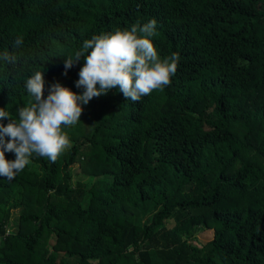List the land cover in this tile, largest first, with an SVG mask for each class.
<instances>
[{
  "label": "trees",
  "instance_id": "trees-1",
  "mask_svg": "<svg viewBox=\"0 0 264 264\" xmlns=\"http://www.w3.org/2000/svg\"><path fill=\"white\" fill-rule=\"evenodd\" d=\"M153 19L158 55H179L170 85L92 98L56 162L0 176V264H264V0H0V52L16 57L0 61V108L16 117L35 71L45 97L82 92L84 59L65 75L66 56ZM74 163L96 177L86 189Z\"/></svg>",
  "mask_w": 264,
  "mask_h": 264
},
{
  "label": "clouds",
  "instance_id": "clouds-1",
  "mask_svg": "<svg viewBox=\"0 0 264 264\" xmlns=\"http://www.w3.org/2000/svg\"><path fill=\"white\" fill-rule=\"evenodd\" d=\"M155 27L153 19L143 25L133 24L130 29H116L85 39L81 48L64 60L66 75L67 69L81 57L84 59L75 81L77 88H83L80 93L57 82L49 85L45 97L43 71L33 72L24 81L32 100L17 107L15 118L0 108V120L8 119L7 124H0V176L12 180L30 163L33 154L56 162L71 147L61 126L77 124L81 105L92 98L117 89L126 100L137 102L154 90L170 85L179 55L172 53L164 58L158 55L150 39L156 34ZM22 43L21 37L14 41L17 47ZM0 61L14 64L16 57L4 51L0 52ZM6 151L14 153L15 159H6Z\"/></svg>",
  "mask_w": 264,
  "mask_h": 264
},
{
  "label": "rangeland",
  "instance_id": "rangeland-1",
  "mask_svg": "<svg viewBox=\"0 0 264 264\" xmlns=\"http://www.w3.org/2000/svg\"><path fill=\"white\" fill-rule=\"evenodd\" d=\"M70 172L72 174V182L75 180H79L81 182L85 183V189L89 187V185L92 183L93 180L96 179V177L91 176L89 173L87 174L82 170V168L78 165V163H74L70 166ZM158 207L155 206L151 201L143 202L141 203L136 209L134 213V220L138 224H144L149 221L150 216L154 210H156ZM170 224V222H167ZM12 228H8V230H11ZM211 230H204L197 232V238L205 242L206 240L210 239L211 237ZM1 242V241H0Z\"/></svg>",
  "mask_w": 264,
  "mask_h": 264
}]
</instances>
